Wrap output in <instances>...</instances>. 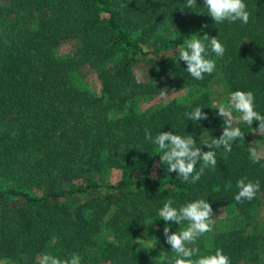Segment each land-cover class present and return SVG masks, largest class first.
<instances>
[{
	"label": "trees",
	"instance_id": "1",
	"mask_svg": "<svg viewBox=\"0 0 264 264\" xmlns=\"http://www.w3.org/2000/svg\"><path fill=\"white\" fill-rule=\"evenodd\" d=\"M185 2L0 0V264L45 253L162 264L161 253L175 256L158 216L170 198L210 203L215 227L197 241L200 255L219 248L230 264H264V147L249 141L264 143V131L239 123L244 137L214 149L217 166L196 183L167 172L145 140V129L172 131L207 151L224 127L216 107L236 90L251 91L264 115V0H244L247 24H216L204 0L182 11ZM204 33L225 52L209 50L215 71L196 80L178 50ZM197 106L207 119L187 120ZM242 178L260 191L237 202ZM187 226L169 222L170 232Z\"/></svg>",
	"mask_w": 264,
	"mask_h": 264
},
{
	"label": "clouds",
	"instance_id": "2",
	"mask_svg": "<svg viewBox=\"0 0 264 264\" xmlns=\"http://www.w3.org/2000/svg\"><path fill=\"white\" fill-rule=\"evenodd\" d=\"M197 0H186L185 8H195ZM207 14L216 23L225 21L247 24L250 13L244 0H204L203 4ZM207 25H205L206 27ZM184 47L178 50V62L184 61L187 65V72L196 80H202L205 74L215 71L216 61L209 58V50L217 57H222L225 52L224 45L216 38L204 33L201 37H194L185 40ZM186 94V93H185ZM161 95L166 96V91L161 89ZM255 96L251 91L236 90L229 94L228 103L216 107L218 115L223 118V131L219 138L213 137L203 144L208 150L203 151L197 146L193 136H181L172 131H160L155 137L148 129H145V140L157 146L160 162L167 165V172H175L183 182L196 183L203 175L205 169L217 166L216 152L214 149L223 148L224 151H231L232 143L244 137V132L238 126L244 123L250 126L253 132L264 131V115L255 110ZM202 107H195L191 112L186 113L187 120L200 121L207 119V114ZM239 113L234 117L233 113ZM253 121H258V127L253 129ZM249 154L253 160L258 158L254 147L249 148ZM198 165V166H197ZM238 192L234 199L237 202L252 200L260 191V181H249L246 178L237 181ZM175 202L170 198L159 210L158 216L165 222L163 228L164 238L174 257L161 253L162 264H230V258L217 248L214 254L200 255V248L197 241L206 233L214 230V213L208 201L204 198L196 199L174 207ZM188 222V226L179 232H170L169 222L181 224ZM153 246H150V248ZM193 257H198L193 259ZM38 264H81V258L73 254L68 259H60L57 256L45 253Z\"/></svg>",
	"mask_w": 264,
	"mask_h": 264
},
{
	"label": "rangeland",
	"instance_id": "3",
	"mask_svg": "<svg viewBox=\"0 0 264 264\" xmlns=\"http://www.w3.org/2000/svg\"><path fill=\"white\" fill-rule=\"evenodd\" d=\"M184 92H185L184 89H182V90H178V91H175V92L171 93L170 96H178V95L183 94ZM260 138H261V137H260ZM260 140H261V139H258L257 134H252V135L250 136V138H249V141L251 142V144L255 145V147H257V148H259V149H260L261 147H264V143L259 142Z\"/></svg>",
	"mask_w": 264,
	"mask_h": 264
}]
</instances>
